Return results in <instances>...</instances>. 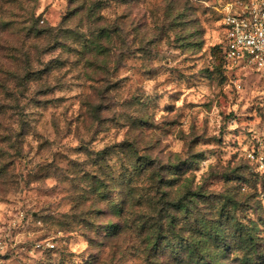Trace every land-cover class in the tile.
Wrapping results in <instances>:
<instances>
[{"label":"rangeland","instance_id":"obj_1","mask_svg":"<svg viewBox=\"0 0 264 264\" xmlns=\"http://www.w3.org/2000/svg\"><path fill=\"white\" fill-rule=\"evenodd\" d=\"M224 1L0 0V264H194L189 213L264 264V74L225 60Z\"/></svg>","mask_w":264,"mask_h":264},{"label":"trees","instance_id":"obj_2","mask_svg":"<svg viewBox=\"0 0 264 264\" xmlns=\"http://www.w3.org/2000/svg\"><path fill=\"white\" fill-rule=\"evenodd\" d=\"M148 157L149 156L144 157L146 161L145 164L148 163ZM140 165L141 166L139 167V170H142L143 166L142 164ZM186 193H192L189 199L187 197H182L172 202L166 201V205L165 207H163V210H161V213L163 214V212H167L168 214H170L173 210H184L189 213V206L191 205V202H194V198L191 197L200 194L190 187H187ZM229 202L232 206H237V202L232 198L229 199ZM156 203L157 202H153L152 207H154ZM225 205L226 204H224V206H221L223 207L221 210V214H224L225 212L223 211L226 210L224 208L228 207ZM161 213L160 215H162ZM231 218L236 220L235 216H232ZM161 219L162 218L158 217L154 222V224L157 223V227L159 226L160 235L163 232L166 233V230L163 229V222H160ZM186 219L190 227L189 230L193 231V237L191 239L182 241L185 242L183 243L182 247L185 248V256L188 261H193L194 264H222V262L218 260V257L228 250V247L231 244V242L228 241V238H233L232 233H230L229 227L225 226L224 223H219V220H217V222H213L211 218L206 219L203 216H197L192 213H189L186 216ZM167 223L171 226L170 231L174 234L175 230L173 229V226H175L177 223L176 217L171 216L169 222ZM233 226L238 228V231L235 232V234L241 240V246L238 247L245 252V255L241 260L243 261V264L262 263L258 260L261 254H259L257 236H255L254 234L253 227L245 226L244 224H241L238 220H236ZM160 235L157 237L154 244H156V242L162 237ZM178 237L179 236H176L177 239ZM166 247L168 249H172L174 247V243H168ZM206 253L211 254L210 259L205 258L207 256Z\"/></svg>","mask_w":264,"mask_h":264},{"label":"built area","instance_id":"obj_3","mask_svg":"<svg viewBox=\"0 0 264 264\" xmlns=\"http://www.w3.org/2000/svg\"><path fill=\"white\" fill-rule=\"evenodd\" d=\"M221 13L228 65L237 67L244 61L264 74V0H225Z\"/></svg>","mask_w":264,"mask_h":264}]
</instances>
